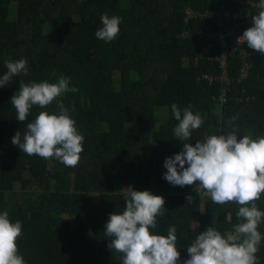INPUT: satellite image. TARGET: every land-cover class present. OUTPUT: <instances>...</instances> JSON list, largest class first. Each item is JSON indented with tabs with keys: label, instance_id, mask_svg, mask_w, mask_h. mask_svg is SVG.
<instances>
[{
	"label": "trees",
	"instance_id": "1",
	"mask_svg": "<svg viewBox=\"0 0 264 264\" xmlns=\"http://www.w3.org/2000/svg\"><path fill=\"white\" fill-rule=\"evenodd\" d=\"M247 1L260 2L0 0V78L7 72L5 61H28L26 75L0 87V213L22 224L18 245L25 264H121L104 232L110 214L125 209L126 193L119 192L126 187L165 195L164 215L150 231L166 236L176 227L179 264L209 227L234 231L240 206L218 205L208 197L203 213L196 186H172L163 178L161 158L182 152L185 143L174 134L179 122L172 104L181 111L191 105L204 116L192 133L193 146L207 136L226 135L234 116L239 135L264 136V55L248 47L250 53H232L225 65L221 59L234 25L216 13L243 10L253 20L260 9ZM188 9L196 16L187 22ZM104 14L122 21L111 43L95 35ZM252 26L244 21L236 28ZM217 33L222 37L205 36ZM60 76L79 89L57 98L84 137L74 168L28 156L12 143L41 111L58 114L53 102L44 109L33 106L27 120L18 121L10 102L19 82L56 83Z\"/></svg>",
	"mask_w": 264,
	"mask_h": 264
},
{
	"label": "clouds",
	"instance_id": "2",
	"mask_svg": "<svg viewBox=\"0 0 264 264\" xmlns=\"http://www.w3.org/2000/svg\"><path fill=\"white\" fill-rule=\"evenodd\" d=\"M257 7L260 11L252 17L253 26L243 32L237 43H246L264 55V0ZM100 19L103 27L95 35L111 43L119 35L121 18L104 14ZM5 64L7 72L0 78V87H5L14 76L28 72L26 59L7 60ZM19 83L20 90L10 102L18 121L24 123L33 106L44 109L53 102L57 104L58 114L41 111L27 123L23 136L16 133L12 143L28 156L54 159L66 167L78 166L84 137L69 110L57 98L79 89L70 87V78L65 76H60L56 83L23 80ZM171 108L179 122L174 134L185 143L182 152L165 160L167 171L163 178L172 186L195 185L199 195L210 197L215 204L240 206L236 213L240 223L234 231L222 235L215 227H209L191 242L187 248L190 258L183 264H258L256 254L264 239L258 231L264 222V212L257 207L264 194V136L239 135V127L234 125L238 117L234 116L227 122L231 130L226 135H210L193 146L192 133L204 124V116L199 112L194 114L191 105L183 111L176 104ZM119 193H126L125 209L122 214H110L104 234L111 238L112 252L121 254V264H179L176 227L170 226L166 236L150 231L157 227V217L164 215V197L134 188ZM22 235L21 222H11L7 211L0 213V264H25L18 245Z\"/></svg>",
	"mask_w": 264,
	"mask_h": 264
},
{
	"label": "built area",
	"instance_id": "3",
	"mask_svg": "<svg viewBox=\"0 0 264 264\" xmlns=\"http://www.w3.org/2000/svg\"><path fill=\"white\" fill-rule=\"evenodd\" d=\"M248 4H251L255 7H257V3H253L251 1H247ZM196 16L195 12L192 11V9H188L187 10V16H186V21L188 22L189 20H191L192 18H194ZM216 16L221 20V21H226V22H230L234 25V28L229 29V36H228V44L225 45L222 49V54H221V59L223 60V65H225V60H227V57L232 54L235 53L237 51H244L245 53H250L247 44H238L237 43V39L242 36L243 32H238L237 24L239 22H244V21H251L249 15L246 14L245 11L240 10L238 12H230V11H221L219 13H216ZM252 24H254L253 22H251ZM206 37L209 38H220L222 37V34L217 33V34H212V35H205ZM245 68H247V65L245 66ZM243 77L246 76V72H244L242 74ZM225 77V76H224Z\"/></svg>",
	"mask_w": 264,
	"mask_h": 264
},
{
	"label": "rangeland",
	"instance_id": "4",
	"mask_svg": "<svg viewBox=\"0 0 264 264\" xmlns=\"http://www.w3.org/2000/svg\"><path fill=\"white\" fill-rule=\"evenodd\" d=\"M50 26H51V25H48V26H47V30H49ZM204 53H205V52H204ZM224 78H226V77H224ZM117 88H118V87H117ZM163 113H164V112H163ZM160 123H161V121H160ZM160 123H158L157 125L160 126ZM134 131H135V128H134V127H131V128H130V132H131V134H134ZM167 158H168L167 155L162 156V158H161V163H162L163 166H164V162H165V160H166ZM128 188H130V187H126L125 190L128 189ZM15 189H16V190L18 189V185L15 186ZM158 196H162V197H164V199H165V205H166V204H167V198L165 197V195H158ZM207 198H208V197H202V204H201V208H202V209H201V210H202L203 213L205 212V202H206V199H207ZM95 199H96V197H95ZM94 201H95V200H94ZM237 209H239V208H237ZM230 219H231V216L228 215L227 220L230 221ZM217 230H219V231L221 232L222 235L225 234V233H228L227 230H225V231H221L220 228L217 229ZM193 232H194L195 234H198V232H199V228H198V225H197V224H195V227H194V229H193Z\"/></svg>",
	"mask_w": 264,
	"mask_h": 264
},
{
	"label": "crops",
	"instance_id": "5",
	"mask_svg": "<svg viewBox=\"0 0 264 264\" xmlns=\"http://www.w3.org/2000/svg\"><path fill=\"white\" fill-rule=\"evenodd\" d=\"M257 207L260 211L264 212V199L261 198L259 201H257ZM240 223V220H239ZM258 231H260L262 237H264V222H262L258 228ZM233 232V231H228ZM259 250L257 252V258H258V264H264V239L261 240L260 245L258 246Z\"/></svg>",
	"mask_w": 264,
	"mask_h": 264
},
{
	"label": "water",
	"instance_id": "6",
	"mask_svg": "<svg viewBox=\"0 0 264 264\" xmlns=\"http://www.w3.org/2000/svg\"><path fill=\"white\" fill-rule=\"evenodd\" d=\"M251 22H253V23H254V21H253V20H251Z\"/></svg>",
	"mask_w": 264,
	"mask_h": 264
}]
</instances>
